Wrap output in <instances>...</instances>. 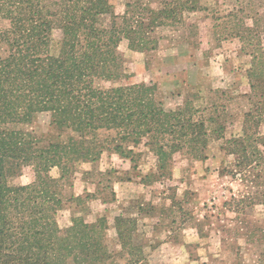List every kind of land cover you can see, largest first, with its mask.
Here are the masks:
<instances>
[{
	"label": "rangeland",
	"instance_id": "rangeland-1",
	"mask_svg": "<svg viewBox=\"0 0 264 264\" xmlns=\"http://www.w3.org/2000/svg\"><path fill=\"white\" fill-rule=\"evenodd\" d=\"M109 2L123 16L127 10L138 13L140 5L158 9L163 0ZM198 2L200 9L184 12L181 23L150 35L149 46L155 51H134L123 39L118 48L122 78L96 80L94 85L100 90L155 85L166 110L189 100L199 110L208 107L195 116L213 118L206 123V159L185 149L175 153L161 172L146 139L135 147L118 143L116 131L102 130L98 141L86 140L89 148H102L95 161L76 162L65 173L58 167L49 171L63 200L56 215L59 228L71 227L74 218L88 224L102 221L114 256L110 264L130 260L119 240L117 218L134 224L130 251L141 256L134 264H264V242L255 232L264 226V119L258 115L264 98L259 97L262 91L252 90L249 79L254 56L264 58V0ZM100 22L108 26L110 18ZM7 26L0 22L1 29ZM51 37L56 53L62 33L55 28ZM256 76L264 85L263 67ZM50 124V113L44 112L24 129L33 131L44 146L74 135ZM234 139L246 140L250 166L243 165L245 158L229 144ZM117 144L124 147L123 155L114 150ZM34 179L29 166L9 178L8 184L27 186Z\"/></svg>",
	"mask_w": 264,
	"mask_h": 264
},
{
	"label": "trees",
	"instance_id": "trees-1",
	"mask_svg": "<svg viewBox=\"0 0 264 264\" xmlns=\"http://www.w3.org/2000/svg\"><path fill=\"white\" fill-rule=\"evenodd\" d=\"M199 9L198 0H163L158 9L140 5V13L127 10L119 16L109 0H0V22L8 23L0 28V50L6 48L4 56L0 55V264L113 261L102 221L88 224L74 218L71 227L59 228L56 215L63 200L57 193L58 181L49 175L53 167L65 173L76 162L95 161L102 148H89L86 140L98 141L102 130L116 131L118 143L130 142L135 147L146 139L161 172L170 166L175 153L185 149L206 159V123L213 118L199 120L195 116L207 112L208 107L199 110L189 100L175 110H166L155 85L109 90L94 85L96 80L122 78L123 58L118 48L123 39L134 51H155L149 45L156 29L181 23L184 12ZM106 16L110 18L108 26L100 22ZM55 28L62 39L57 52L52 53ZM254 67L249 72L250 85L253 91H262L259 97L263 99L264 85L255 75L262 67L264 71V58L254 56ZM260 109L258 115L264 119L263 102ZM44 112L50 113L51 127L74 135L66 142L42 145L33 131L24 128ZM249 118L246 115V123ZM229 144L245 158L243 165L250 166L246 140L234 139ZM121 145H115L114 150L123 155ZM29 166L34 181L10 187L9 178ZM116 229L128 251V264H134L141 256L130 251L133 222L117 218ZM255 232L264 242V226Z\"/></svg>",
	"mask_w": 264,
	"mask_h": 264
}]
</instances>
